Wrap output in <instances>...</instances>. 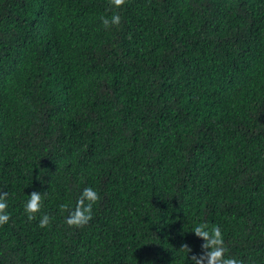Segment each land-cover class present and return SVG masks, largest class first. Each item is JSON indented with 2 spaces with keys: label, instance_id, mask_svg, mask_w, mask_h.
Instances as JSON below:
<instances>
[{
  "label": "trees",
  "instance_id": "1",
  "mask_svg": "<svg viewBox=\"0 0 264 264\" xmlns=\"http://www.w3.org/2000/svg\"><path fill=\"white\" fill-rule=\"evenodd\" d=\"M0 192V264H264V0H0Z\"/></svg>",
  "mask_w": 264,
  "mask_h": 264
},
{
  "label": "clouds",
  "instance_id": "2",
  "mask_svg": "<svg viewBox=\"0 0 264 264\" xmlns=\"http://www.w3.org/2000/svg\"><path fill=\"white\" fill-rule=\"evenodd\" d=\"M110 4L115 8L124 5L125 0H109ZM101 23L105 29L110 26L119 25L121 16L117 12H113L109 16H101ZM46 193L40 191H32L27 194V199L23 204L24 212L29 220L35 218L43 206V200ZM7 192H0V225L9 221L10 213L8 209ZM99 193L92 186H85L76 197L75 206L61 204V209H68V215L65 222L70 226H81L91 219L93 212V204L98 201ZM50 223V217L47 213H40L38 224L40 227H46ZM192 232L199 238H202V251L200 254H191L190 264H244V262L233 255H228V249L224 244L221 228L213 225L211 229L206 224H196L193 226Z\"/></svg>",
  "mask_w": 264,
  "mask_h": 264
}]
</instances>
